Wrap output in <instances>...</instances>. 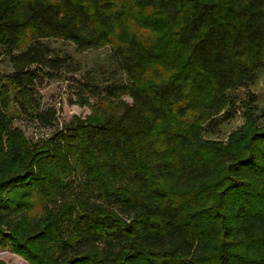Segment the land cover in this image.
I'll list each match as a JSON object with an SVG mask.
<instances>
[{"label": "trees", "instance_id": "obj_1", "mask_svg": "<svg viewBox=\"0 0 264 264\" xmlns=\"http://www.w3.org/2000/svg\"><path fill=\"white\" fill-rule=\"evenodd\" d=\"M48 39L109 45L123 77L83 74L90 113L31 140L14 118L56 122L38 76L82 70ZM0 53V247L28 264H264L255 95L213 136L264 68V0H0Z\"/></svg>", "mask_w": 264, "mask_h": 264}, {"label": "rangeland", "instance_id": "obj_2", "mask_svg": "<svg viewBox=\"0 0 264 264\" xmlns=\"http://www.w3.org/2000/svg\"><path fill=\"white\" fill-rule=\"evenodd\" d=\"M54 52L58 55L68 54L81 64L82 70L79 73L54 72L52 76H38L37 92L41 97L43 107H53L56 110V122L52 128H41L38 125L30 123L24 118H14L13 125L21 127L26 137L31 140H37L45 137L57 126L60 127L68 122L73 115L84 117L90 113L87 106H80L74 103L76 93L81 90L84 82V75H92L96 81L109 79H119L123 74L118 70L112 59V51L109 45L93 48L87 51L78 52L75 45L62 39L47 40ZM44 71H46L44 69ZM11 72V67L7 58L0 53V78L4 81L3 76ZM255 95L253 104L258 108H264V68L259 72L254 84L246 89L235 91L237 112L235 117L221 127L219 133L213 136L223 137L241 126L244 122V104L247 102V94ZM131 102V98L124 96ZM94 98H91V102ZM0 259L5 260L8 264H28L23 258L16 256L8 248L0 247Z\"/></svg>", "mask_w": 264, "mask_h": 264}]
</instances>
